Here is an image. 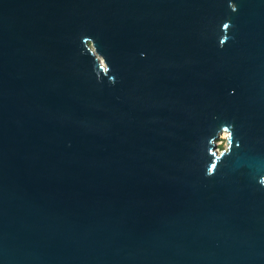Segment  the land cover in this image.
I'll return each mask as SVG.
<instances>
[{
  "label": "water",
  "instance_id": "obj_1",
  "mask_svg": "<svg viewBox=\"0 0 264 264\" xmlns=\"http://www.w3.org/2000/svg\"><path fill=\"white\" fill-rule=\"evenodd\" d=\"M0 264H264V0H0Z\"/></svg>",
  "mask_w": 264,
  "mask_h": 264
},
{
  "label": "rangeland",
  "instance_id": "obj_2",
  "mask_svg": "<svg viewBox=\"0 0 264 264\" xmlns=\"http://www.w3.org/2000/svg\"><path fill=\"white\" fill-rule=\"evenodd\" d=\"M217 147L219 149V151H222L226 148V140L224 135H222L218 140H217Z\"/></svg>",
  "mask_w": 264,
  "mask_h": 264
},
{
  "label": "bare ground",
  "instance_id": "obj_3",
  "mask_svg": "<svg viewBox=\"0 0 264 264\" xmlns=\"http://www.w3.org/2000/svg\"><path fill=\"white\" fill-rule=\"evenodd\" d=\"M224 137H226V135H224Z\"/></svg>",
  "mask_w": 264,
  "mask_h": 264
},
{
  "label": "snow or ice",
  "instance_id": "obj_4",
  "mask_svg": "<svg viewBox=\"0 0 264 264\" xmlns=\"http://www.w3.org/2000/svg\"><path fill=\"white\" fill-rule=\"evenodd\" d=\"M235 10V9H234Z\"/></svg>",
  "mask_w": 264,
  "mask_h": 264
}]
</instances>
